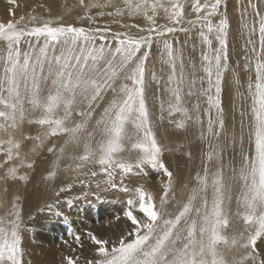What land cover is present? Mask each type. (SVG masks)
Masks as SVG:
<instances>
[{
    "label": "rangeland",
    "instance_id": "obj_1",
    "mask_svg": "<svg viewBox=\"0 0 264 264\" xmlns=\"http://www.w3.org/2000/svg\"><path fill=\"white\" fill-rule=\"evenodd\" d=\"M33 10H0V264H264V0Z\"/></svg>",
    "mask_w": 264,
    "mask_h": 264
},
{
    "label": "bare ground",
    "instance_id": "obj_2",
    "mask_svg": "<svg viewBox=\"0 0 264 264\" xmlns=\"http://www.w3.org/2000/svg\"><path fill=\"white\" fill-rule=\"evenodd\" d=\"M60 1V0H59ZM133 1H137V0H133ZM142 1V0H141ZM151 1H154V0H151ZM159 1V0H158ZM68 2V1H67ZM45 4V5H51V7L54 8V6L58 5V0L54 1V0H1L0 1V10L2 9L4 12L6 11V13L8 12V10H13L11 12H8L7 13V17L8 18H16V17H19L20 16V13L19 11H22L23 9L25 8H31L32 11H35L33 10L34 8H36V6H38L39 4ZM63 3V2H62ZM22 4L25 6H22ZM228 9L231 11V14H230V17L232 15H235L237 14L238 12H241L242 11V7H230L228 6L227 9H225L228 13H230L228 11ZM30 10V9H29ZM2 11V12H3ZM29 12V11H28ZM29 14V13H28ZM3 15V14H2ZM4 17V16H3ZM6 17V16H5ZM7 18V19H8ZM0 19H3V18H0ZM5 20L3 22L6 21V18H4ZM18 19V18H17ZM2 20H0L1 22ZM233 22L231 21V25ZM237 23V22H236ZM239 23V22H238ZM2 24V22H1ZM237 26V25H236ZM236 29V27L234 28ZM242 40V39H241ZM196 41V40H195ZM239 42V41H238ZM236 44V43H235ZM156 49V47H155ZM155 51V50H154ZM156 53V52H155ZM157 56V55H156ZM151 61V60H150ZM196 155V154H195ZM58 193V192H57ZM71 201V200H70ZM88 219V218H87ZM138 220V219H137ZM128 221V220H127ZM140 221H141V218H139L138 220V224L137 223H134L131 222L130 225H126L125 224V221H123L122 223H116V224H112V225H107L105 228L102 229L98 227V229H95L93 230L92 234H91V238H83V242H82V248H84L87 252V254H91V255H100L101 252L99 249V251H93L90 249V247L92 246L90 243H91V240L94 239L95 241H99V242H102L101 245L104 243L107 246H109V244L113 245V244H117L119 241L121 240H124L128 237H132L133 234H136L137 231L140 229ZM103 225V224H102ZM262 229V228H261ZM89 237V236H88ZM33 240V239H32ZM96 244H100L98 242H96ZM25 245V244H24ZM180 245V244H179ZM262 246V244H261ZM68 247V246H67ZM67 247H65L63 250H62V256L65 257L66 255H70V256H73V254H77L75 253V251H72L70 249H68ZM81 247V246H80ZM103 247V245H102ZM260 247V246H259ZM96 248V247H95ZM104 248V247H103ZM75 249V248H74ZM200 249V248H199ZM67 250V251H66ZM188 250V248H187ZM57 251V250H56ZM249 251V250H248ZM32 252V250H31ZM53 252V251H52ZM259 252V251H258ZM21 253V252H20ZM26 253V252H24ZM176 253V252H175ZM175 258H178V255L175 254ZM248 253V252H247ZM259 254V253H258ZM260 255V254H259ZM51 256V255H50ZM188 256V255H187ZM251 256V255H250ZM36 257V256H35ZM46 257V256H45ZM49 256H47L48 258ZM60 258V257H59ZM31 259V258H30ZM58 259V258H57ZM28 260V259H27ZM177 262H180V261H177ZM32 263V262H31ZM57 263V262H56ZM168 264H172L173 262L172 261H168L166 262ZM51 264V263H50ZM180 264H185V263H180Z\"/></svg>",
    "mask_w": 264,
    "mask_h": 264
}]
</instances>
